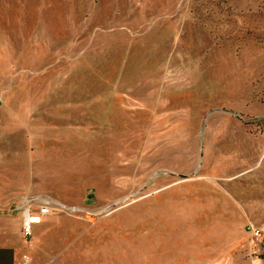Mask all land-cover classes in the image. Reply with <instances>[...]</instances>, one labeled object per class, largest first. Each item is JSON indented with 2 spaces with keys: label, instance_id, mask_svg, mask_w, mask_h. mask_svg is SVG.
<instances>
[{
  "label": "rangeland",
  "instance_id": "rangeland-1",
  "mask_svg": "<svg viewBox=\"0 0 264 264\" xmlns=\"http://www.w3.org/2000/svg\"><path fill=\"white\" fill-rule=\"evenodd\" d=\"M1 182L110 264H264V0H0Z\"/></svg>",
  "mask_w": 264,
  "mask_h": 264
},
{
  "label": "crops",
  "instance_id": "crops-1",
  "mask_svg": "<svg viewBox=\"0 0 264 264\" xmlns=\"http://www.w3.org/2000/svg\"><path fill=\"white\" fill-rule=\"evenodd\" d=\"M28 207L40 206H30L27 199L11 201L0 183V264H24L25 258L30 264H110L108 239L92 227L78 235L82 224L75 220L46 217L34 227L33 243L27 246L22 220Z\"/></svg>",
  "mask_w": 264,
  "mask_h": 264
},
{
  "label": "built area",
  "instance_id": "built-area-1",
  "mask_svg": "<svg viewBox=\"0 0 264 264\" xmlns=\"http://www.w3.org/2000/svg\"><path fill=\"white\" fill-rule=\"evenodd\" d=\"M55 211L56 209L49 204L42 205L37 210L28 207L23 211L22 235L27 246H31L33 243L34 227L42 224L44 219ZM252 235L258 239L261 235V230L252 228ZM24 264H30V259L25 258Z\"/></svg>",
  "mask_w": 264,
  "mask_h": 264
}]
</instances>
